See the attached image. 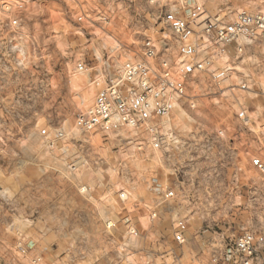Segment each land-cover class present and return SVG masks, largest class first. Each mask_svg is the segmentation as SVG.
<instances>
[{
  "label": "clouds",
  "instance_id": "9594fccd",
  "mask_svg": "<svg viewBox=\"0 0 264 264\" xmlns=\"http://www.w3.org/2000/svg\"><path fill=\"white\" fill-rule=\"evenodd\" d=\"M29 7L0 23V264H264V0Z\"/></svg>",
  "mask_w": 264,
  "mask_h": 264
},
{
  "label": "rangeland",
  "instance_id": "374dc122",
  "mask_svg": "<svg viewBox=\"0 0 264 264\" xmlns=\"http://www.w3.org/2000/svg\"><path fill=\"white\" fill-rule=\"evenodd\" d=\"M18 1H21V4L23 7L18 10V16L20 17H27L30 13H34L35 9L32 7H29L31 3H33V0H11V4L15 5ZM15 8L12 7V12H14ZM13 15V14H12ZM60 13L56 12L55 10L52 12H49L46 14L45 19L47 20L48 24L51 25V36L55 38L56 42L52 47H55L57 50H59L62 47H65L68 43L71 41L68 39V37L65 35L66 30L64 29V25L68 23V21L65 19L63 22L60 19ZM10 17L11 14H4L0 12V23H3L5 28L11 25L10 23ZM19 24H21V21L19 19ZM14 34V33H13ZM90 38V34H88L86 37ZM45 39H48L46 36ZM21 52H23V48L21 49ZM39 55L44 56V61L46 65H50L52 61V57L49 53L48 46H45V48L38 49L37 50ZM39 55L37 58L39 59ZM82 65V70H79L76 67H73L71 64H66L65 67L67 68L69 78L70 80L74 83L75 86L79 87L81 81L85 78V71H84V64ZM29 69H31L32 73H36L37 69L36 66L34 65H29V68L24 69L25 72H28ZM56 71L60 70V65H56ZM48 71L51 72L53 69L51 67H48ZM13 79H16V76H13ZM14 102L20 101L22 102V97L19 95L13 97ZM87 100V97H85V102ZM50 171L56 172V169H51ZM55 179L57 182H59V173H56ZM78 213L81 217H86V210L81 211L79 208L74 209V214ZM65 218L64 220H61L59 217L52 215L51 213L47 211L43 212H33L31 214L27 215H21L17 214L16 218V227L20 229L23 232H28L32 229H35L36 233H43L41 230H48L52 225L58 224V223H65L66 222ZM11 219H9V223H11ZM52 247L55 249L58 247V245L53 244Z\"/></svg>",
  "mask_w": 264,
  "mask_h": 264
},
{
  "label": "built area",
  "instance_id": "2783aa9c",
  "mask_svg": "<svg viewBox=\"0 0 264 264\" xmlns=\"http://www.w3.org/2000/svg\"><path fill=\"white\" fill-rule=\"evenodd\" d=\"M12 7L15 8L14 12H12ZM22 7H23V5L21 4V1H18L15 5H12L11 0H0V12H2L4 14H9V15L11 14V16H12V17H10V23L11 24L14 20L16 21L17 24H19V16L17 13H18V10H20ZM185 27L187 28L188 25H185ZM224 31L227 32L226 29ZM77 68L79 70H82V65L79 64L77 66ZM96 105L99 106L96 109L97 119H99V115L102 114L104 123L107 124L109 119H110L109 102L103 98H100V99L96 100ZM92 123L95 124L96 120H93Z\"/></svg>",
  "mask_w": 264,
  "mask_h": 264
},
{
  "label": "crops",
  "instance_id": "0c3cea01",
  "mask_svg": "<svg viewBox=\"0 0 264 264\" xmlns=\"http://www.w3.org/2000/svg\"><path fill=\"white\" fill-rule=\"evenodd\" d=\"M40 234H41V236L43 235V233H41V232H40Z\"/></svg>",
  "mask_w": 264,
  "mask_h": 264
}]
</instances>
